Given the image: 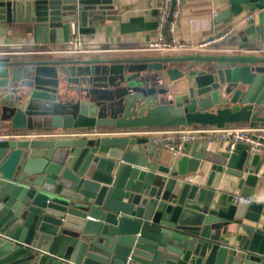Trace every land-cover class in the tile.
<instances>
[{"label":"water","instance_id":"1","mask_svg":"<svg viewBox=\"0 0 264 264\" xmlns=\"http://www.w3.org/2000/svg\"><path fill=\"white\" fill-rule=\"evenodd\" d=\"M118 4L0 0V21L53 48L94 35ZM263 6L229 0L216 29ZM258 41L264 26L226 40L242 46L236 55L58 59L41 49L0 60V264H264L260 155L238 146L165 158L129 133L264 124V57L242 55ZM224 175L238 180L230 206L216 196Z\"/></svg>","mask_w":264,"mask_h":264},{"label":"crops","instance_id":"2","mask_svg":"<svg viewBox=\"0 0 264 264\" xmlns=\"http://www.w3.org/2000/svg\"><path fill=\"white\" fill-rule=\"evenodd\" d=\"M160 0H119V4L115 6L113 11L106 12L103 19L95 24L94 35H86L81 40L82 45L87 50L84 56L92 58H102L108 56L116 50L133 51L144 53L151 57L158 58H182L189 56H226L236 55L242 46L229 45L226 40L219 43L215 48L218 51L198 53V52H174L175 54L167 56L163 53L148 51L146 46L153 42L158 36L159 29V11ZM229 7V0H184L182 7L181 25L178 31V38L185 44H200L202 42L219 37L230 31V36L242 29L250 26H264V6L254 11L243 12L239 17L235 18L232 23L225 25L220 29H216L215 16ZM250 17V20L247 18ZM163 32V31H162ZM229 36V37H230ZM228 37V38H229ZM251 41V37L249 39ZM34 36L27 34L22 28H12L7 23L0 21V60H7L10 55L29 59L34 52L41 49H52L57 54L51 55V58L65 59L67 57H75L76 54L61 53L66 46H41L35 45ZM256 47L252 48V52L243 53L245 56L264 57V43L258 41ZM60 52V53H59ZM32 53V54H31ZM108 53V54H107ZM83 56V55H82ZM181 66H192L189 64H178ZM164 85H170L168 77H164ZM258 123L236 124L238 126H255ZM0 134H9L2 131ZM226 143L207 144H188L185 151H189V156L196 153H212L219 154L221 151L227 150ZM165 158L172 157L169 152H165ZM260 162L257 173L260 175L256 188L257 201L264 202V151L261 153ZM250 164V159L247 165ZM206 178V177H205ZM238 180L232 176L224 175L217 189V200L227 206L237 199L240 193L237 189ZM237 237L231 238L228 242L230 245H237Z\"/></svg>","mask_w":264,"mask_h":264},{"label":"built area","instance_id":"3","mask_svg":"<svg viewBox=\"0 0 264 264\" xmlns=\"http://www.w3.org/2000/svg\"><path fill=\"white\" fill-rule=\"evenodd\" d=\"M184 0H160L159 29L157 38L146 46L148 51L157 52H198L206 53L218 51L215 46L228 39L231 32L215 37L200 44H185L178 38L181 25L182 7ZM171 20V21H169ZM250 20V17L247 18ZM168 24L170 40L163 34L165 25ZM87 50L80 42H71L66 45L61 53L80 54ZM7 54V55H13ZM132 135L147 137L162 150H167L171 156L184 154L188 144L226 143L228 150L233 152L238 146H246L251 156L261 155L264 151V124L255 126H238L236 124L224 125H192L172 128H148L129 132ZM3 137V136H1Z\"/></svg>","mask_w":264,"mask_h":264},{"label":"rangeland","instance_id":"4","mask_svg":"<svg viewBox=\"0 0 264 264\" xmlns=\"http://www.w3.org/2000/svg\"><path fill=\"white\" fill-rule=\"evenodd\" d=\"M164 55H167V56H170V55H173V54H175L174 52H170V53H163ZM165 152L167 153L168 151L167 150H165Z\"/></svg>","mask_w":264,"mask_h":264}]
</instances>
